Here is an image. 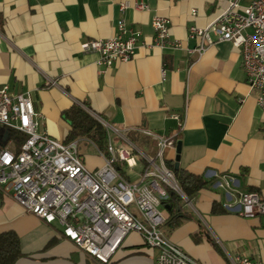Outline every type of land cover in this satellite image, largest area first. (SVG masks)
I'll list each match as a JSON object with an SVG mask.
<instances>
[{"label":"crops","instance_id":"obj_1","mask_svg":"<svg viewBox=\"0 0 264 264\" xmlns=\"http://www.w3.org/2000/svg\"><path fill=\"white\" fill-rule=\"evenodd\" d=\"M231 0H0V89L28 93L39 131L64 141L70 126L61 112L85 107L119 130L147 129L172 137L167 166L202 177L208 186L183 201L189 219L168 239L200 264H264V216L243 218L238 197L255 192L264 199V112L250 89L240 51L228 42L188 54L197 45L189 29L205 28ZM249 0H242L245 6ZM119 3L128 8L119 11ZM143 3L148 10H136ZM155 16L169 21L171 42L153 46ZM122 18L141 32L131 61L108 69L90 40L113 37ZM164 71V76L162 72ZM54 83V84H52ZM128 137L149 153L154 144L138 133ZM179 145V152L177 147ZM215 205V212H213ZM12 231L21 257L15 264H99L0 192V234ZM157 252L130 233L109 264H154Z\"/></svg>","mask_w":264,"mask_h":264},{"label":"built area","instance_id":"obj_2","mask_svg":"<svg viewBox=\"0 0 264 264\" xmlns=\"http://www.w3.org/2000/svg\"><path fill=\"white\" fill-rule=\"evenodd\" d=\"M241 1L231 0L207 27L190 28L189 39L198 42L187 53L202 55L218 42L237 48L247 84L258 92L256 103L264 112V0H249L245 6ZM133 7L148 10L143 3ZM126 8L127 3H119L120 12ZM151 27L153 46L181 48L169 40L166 18L155 16ZM114 29L109 39L81 44L83 51L98 56L97 65L104 69L131 61L141 40V32L122 18ZM92 116L105 130L106 145L97 150L102 165L89 172L79 156L82 138L65 143L40 132L41 116L35 112L30 94L11 95L2 87L0 192L46 225L59 227L63 239L99 264H109L130 233L139 235L147 249L157 252L154 264H200L174 245L164 231L169 217L164 203L169 193L187 202L164 159L165 150L174 146L173 138L133 129L153 142L154 152L149 153L128 137L131 130H119ZM132 176L137 177L135 182L130 181ZM238 206L243 218L264 216V199L255 192L241 193ZM236 261L250 264L245 258Z\"/></svg>","mask_w":264,"mask_h":264},{"label":"trees","instance_id":"obj_3","mask_svg":"<svg viewBox=\"0 0 264 264\" xmlns=\"http://www.w3.org/2000/svg\"><path fill=\"white\" fill-rule=\"evenodd\" d=\"M79 104H73L68 109L61 112V117L70 126V131L64 142L69 143L79 138H88L99 149H104L106 145V136L103 126ZM1 130V129H0ZM22 140V139H20ZM168 167L173 171L177 184L185 195L190 199L199 191L208 186V182L200 176L192 175L183 169H174L173 166ZM183 200L177 194L170 192L164 208L167 210L169 217L164 228L173 230L189 217L183 209ZM215 205H213V212ZM21 257L19 239L12 231L0 234V264H15Z\"/></svg>","mask_w":264,"mask_h":264},{"label":"rangeland","instance_id":"obj_4","mask_svg":"<svg viewBox=\"0 0 264 264\" xmlns=\"http://www.w3.org/2000/svg\"><path fill=\"white\" fill-rule=\"evenodd\" d=\"M84 142H81L78 146L80 159L83 161L86 169L89 172H94L102 165V160L98 155L97 150L99 149L91 140L88 138H82ZM137 177H130L131 182H135Z\"/></svg>","mask_w":264,"mask_h":264},{"label":"water","instance_id":"obj_5","mask_svg":"<svg viewBox=\"0 0 264 264\" xmlns=\"http://www.w3.org/2000/svg\"><path fill=\"white\" fill-rule=\"evenodd\" d=\"M177 152H179V145L177 147ZM179 168V165H178V157H176V163L174 165V169H178Z\"/></svg>","mask_w":264,"mask_h":264}]
</instances>
